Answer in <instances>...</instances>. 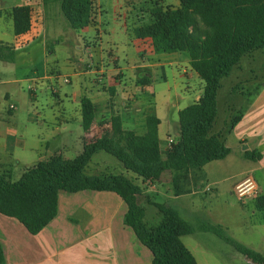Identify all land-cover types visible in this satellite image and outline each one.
Here are the masks:
<instances>
[{"label": "crops", "instance_id": "1", "mask_svg": "<svg viewBox=\"0 0 264 264\" xmlns=\"http://www.w3.org/2000/svg\"><path fill=\"white\" fill-rule=\"evenodd\" d=\"M174 4L179 7V0ZM53 5H45L43 0H0V172L14 182L26 170L54 155L74 159L87 143L112 134L114 118L120 119L123 130L144 135L147 117H157L158 139L164 155L168 140L179 138V113L197 104L204 92L205 83L192 69L188 55L165 53L154 40L135 37V28L144 24L145 10L134 15L132 25L126 22L116 35L112 28L104 37L99 1L94 25L79 30L71 29L68 23V30H64L60 7ZM17 7H28L33 20L29 32L19 38L15 35L13 17ZM49 20L54 33L52 42L48 39ZM75 50L88 56L87 61L77 59ZM257 70H264V47L243 57L224 78L234 80L229 89L225 90L226 81H221L219 125H215V133L223 134L231 153L202 170L191 171L181 187L184 194H175L171 172L152 182L135 174L126 176L142 188L138 202L145 207L147 224L146 205L158 210L155 205L163 204L179 212L168 204L171 200H184L199 191L207 193L210 186V192H216L227 178L212 179L207 168L212 163L222 164L237 154L238 148L242 151L241 158L256 167L233 184L232 191L251 178L264 195V187L254 175L259 172L264 177V78L261 87L253 92L235 83L243 81L246 71L254 78L264 74ZM60 76L69 77L70 83H63L58 79ZM29 86L34 87V95ZM223 90L230 103L228 100L224 103L219 115ZM84 98L91 101L95 115L87 125L82 123ZM245 151L259 152L262 159L248 160ZM100 152L85 168L87 175L125 176L121 172L125 168L119 161L103 156L94 159ZM202 178L208 182L206 186L200 184ZM243 206L264 218V212L256 209V199H247ZM182 207L189 215L204 216V210H192L187 202ZM127 210L124 200L113 192H60L57 216L37 235L30 234L15 218L0 214V244L5 263L152 264L151 251L125 223Z\"/></svg>", "mask_w": 264, "mask_h": 264}, {"label": "trees", "instance_id": "2", "mask_svg": "<svg viewBox=\"0 0 264 264\" xmlns=\"http://www.w3.org/2000/svg\"><path fill=\"white\" fill-rule=\"evenodd\" d=\"M57 3L69 27L79 30L94 25L97 0H43ZM179 7L156 6L151 22L135 28V37L152 39L168 54L185 53L192 69L204 81L203 96L197 104L179 113V138L164 155L158 139L160 120L146 119L147 131L138 135L125 131L119 118L112 121V134L91 141L74 159L58 154L26 170L17 181L0 172V214L18 220L32 235L39 234L57 216L60 192L91 190L113 192L127 205L125 223L152 253V264H198L182 237L197 231L211 232L232 245L253 264H264V255L229 237L220 224L198 227L184 220L172 207L156 204L162 215L154 227L145 222V207L138 202L142 188L122 174L87 175L85 168L93 156L103 151L123 167L145 180H159L172 173L175 194H184L182 184L191 171L227 158L231 150L222 133H215L221 81L240 64L243 57L264 47V0H179ZM17 38L30 30L28 7L13 10ZM82 123L94 118L92 103L82 100ZM233 121L231 124L234 125ZM230 126V128H231ZM245 158L262 159V154L245 151ZM256 209L264 212V195L256 199ZM0 264L5 255L0 244Z\"/></svg>", "mask_w": 264, "mask_h": 264}, {"label": "rangeland", "instance_id": "3", "mask_svg": "<svg viewBox=\"0 0 264 264\" xmlns=\"http://www.w3.org/2000/svg\"><path fill=\"white\" fill-rule=\"evenodd\" d=\"M98 1L102 7V27L106 32L104 37H107L109 30L112 28H115L116 31L114 35H116L126 22L132 25L134 15L140 10L146 11V17L142 22L144 21V24H148L152 19L151 11L153 8L156 6L175 8L176 5L174 3L178 0H97V2ZM53 4L57 5V3H52L51 5ZM61 15L64 17L62 12ZM127 16H129V18L125 19ZM64 21V30H68L66 27V19ZM141 25H143V23L140 24V26ZM51 27L52 23L49 20L47 22V29L50 42H52L54 36ZM74 52L77 54V59L82 57L87 61L88 56L83 52H77L76 50ZM256 72H264V70H257ZM263 76L264 74H260L258 77L254 78L249 71H246L242 78L243 81L239 84L240 81L236 82L235 80V83H237L239 87H243L245 91L253 92L256 88L261 87ZM231 82H234L232 78L225 82V90L232 86ZM225 92L226 91L223 90L219 99V115L224 110V103L227 102V100L229 102L230 99L229 95ZM51 95L52 94H50L48 98H53ZM218 125L219 118L216 122V127H218ZM236 152L237 154L221 162L222 164L212 163L208 166L209 176L212 179L227 178L217 187L216 192L209 191L204 193L203 191H199L196 196L187 197L184 198V200L178 201L171 200L168 204L178 208L182 217L193 226L198 227L202 223L220 224L226 229V233L229 237L264 255V218H261V214L253 215L250 207L243 206L246 199H239L235 191H232L233 184L248 176L251 173L250 170L256 166L241 158L242 151H240V148L236 149ZM100 153L101 154L96 155L94 159L103 156L118 162V160L109 154L104 152ZM122 170L121 172H124L127 177L134 175L130 171L128 172L125 169ZM254 175L256 180L264 187L263 174L258 172ZM205 183L208 182L202 178L200 184L206 186ZM160 202L165 201L160 200ZM186 202L189 203V207H192V210H204V216L202 214L201 216L197 214L189 215L187 210L182 207V204ZM204 207L205 209H203ZM146 209L149 214L148 224L151 227L157 226L160 220H162V215L153 206L146 205ZM184 242L194 252L198 264H253L232 245L226 243L211 232L197 231L192 235L185 236Z\"/></svg>", "mask_w": 264, "mask_h": 264}, {"label": "built area", "instance_id": "4", "mask_svg": "<svg viewBox=\"0 0 264 264\" xmlns=\"http://www.w3.org/2000/svg\"><path fill=\"white\" fill-rule=\"evenodd\" d=\"M29 2H31V0H29ZM33 20H32V17H31V20H30V29H31V25H33ZM58 79H60L63 83L65 84H68L70 83V78L69 77H66V76H60L58 77ZM29 89V92L31 94H35V89L33 86H29L28 87ZM10 108H13V106H11ZM175 140L170 138L168 140V147H167V151L170 150L173 145L175 144ZM166 151V152H167ZM151 182L154 181V180H150ZM207 192L208 191H211V188H207L206 189ZM235 193L238 195V198L239 199H257L261 193H260V190L258 188V186L256 185L255 181L251 178H247L243 183H241L240 185L236 186L235 187Z\"/></svg>", "mask_w": 264, "mask_h": 264}]
</instances>
